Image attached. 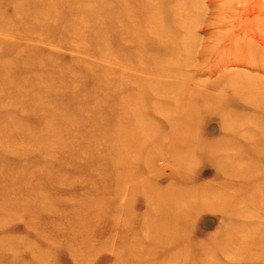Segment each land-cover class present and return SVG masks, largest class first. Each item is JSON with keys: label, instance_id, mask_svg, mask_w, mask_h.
<instances>
[{"label": "rangeland", "instance_id": "1", "mask_svg": "<svg viewBox=\"0 0 264 264\" xmlns=\"http://www.w3.org/2000/svg\"><path fill=\"white\" fill-rule=\"evenodd\" d=\"M201 2L0 0V264H264V0Z\"/></svg>", "mask_w": 264, "mask_h": 264}, {"label": "bare ground", "instance_id": "2", "mask_svg": "<svg viewBox=\"0 0 264 264\" xmlns=\"http://www.w3.org/2000/svg\"><path fill=\"white\" fill-rule=\"evenodd\" d=\"M126 1H129V0H126ZM134 1H139V2H147L149 3L146 4V5H137V7H142L144 8L145 10L149 11V12H144V14L142 13H138V19L140 20H150L151 23H159V21H161L162 23H168V22H171V23H175V22H178V23H181V22H189V20H197L199 19V16H198V12H197V0H171V2H173V4L169 7H167L166 9H162V12L159 11L161 9V5H164L166 0H161V2H156L154 0H134ZM153 1V2H152ZM201 1V0H199ZM211 1L213 0H204V2L206 4H209ZM242 1V0H240ZM204 2H201L204 4ZM202 4V5H203ZM163 7V6H162ZM249 7V6H248ZM219 10V9H218ZM240 10V9H239ZM89 12V11H88ZM242 12V11H241ZM209 13V12H207ZM216 14V13H215ZM248 14V13H247ZM91 15L95 16L96 13H91ZM207 15V14H206ZM205 15V16H206ZM220 15V14H219ZM208 16V15H207ZM214 16V15H213ZM261 17V16H260ZM260 17H258L260 19ZM210 18V17H209ZM212 18V17H211ZM210 18V19H211ZM202 19V18H201ZM200 19V20H201ZM207 19V18H206ZM215 19V18H214ZM255 19V18H254ZM203 20V19H202ZM255 22V21H254ZM183 24V23H182ZM256 25V24H255ZM257 29V28H256ZM264 30V29H263ZM227 31V30H226ZM228 32V31H227ZM263 32V31H262ZM252 34V32H251ZM242 35V34H241ZM259 35V34H258ZM234 36V35H233ZM256 37V36H254ZM173 36L170 35V37L168 36L167 37V40H160L158 43H155V44H158L156 46H159V48H156L154 46L153 50H151L149 52V57H153V58H156L157 56H165L166 53H164V51L167 52V41H170V43L172 44V48L175 49V52L177 53H180V55H182V52L186 50V47L185 48H182L181 47V44L184 42L185 43V40H181V39H177L176 36H174V39H172ZM263 38V37H262ZM183 39V38H182ZM257 40H258V37H257ZM260 40L261 37H260ZM152 41V40H150ZM264 41V40H263ZM260 42L263 46H264V42ZM154 45V44H153ZM143 48V47H142ZM147 48V47H146ZM264 48V47H263ZM169 50H172L171 48H168ZM149 50V49H148ZM250 53V52H249ZM186 54V52H185ZM170 55V54H168ZM252 55V54H251ZM250 55V56H251ZM149 58V59H150ZM154 60V59H153ZM152 61V60H151ZM228 62V61H227ZM41 63V62H40ZM45 63V62H43ZM170 64V63H169ZM231 67H237L240 65V62H232L230 61V64H229ZM38 66H41V65H38ZM241 66V65H240ZM228 67V64L224 63L220 68H218L216 71H218V73L220 72H224V70ZM215 72V71H214ZM240 71H235V72H228L229 73V76H224L223 77V82H220L219 85H216V88L218 90V92H227L229 90H237L238 92V96L240 97V99H246V97H242L243 93L245 95H248L250 94L251 96H255L257 97L256 99H258V101H256L254 99L253 102H250L254 105H256L257 107L259 105H261L258 109L260 111V113H258V115H263L264 116V102H260L261 101V97L260 95H263L264 96V90H260V89H256L255 86H251L249 85L248 83L244 82V79L241 80L240 77H238V73ZM217 73V74H218ZM230 73H234L236 75H234L232 78H230ZM226 79V80H225ZM252 83V82H251ZM260 83V82H259ZM264 83V82H263ZM262 84V83H261ZM251 86V88L249 87ZM260 86V84H259ZM264 87V85H263ZM244 88V89H243ZM251 89H254L253 91H250L248 92L249 90ZM257 90V91H256ZM233 99V97H232ZM231 99V100H232ZM247 102V101H245ZM248 122V121H247ZM253 123H248V126L247 128H249L250 130L253 131H256L257 132V128L254 127L252 125ZM256 125V124H255ZM258 125H260L258 123ZM262 127H259L260 129L258 130V133H261L260 136H264V123L262 122ZM168 126V125H167ZM165 128V127H164ZM256 157V156H255ZM117 166V165H116ZM145 186H142L140 189H144ZM151 191H154L153 188H151ZM181 192H184L183 194H187L189 192H187V190H184V191H179V192H174L171 194V196H174V199H176V197L178 196H183ZM179 199V198H178Z\"/></svg>", "mask_w": 264, "mask_h": 264}]
</instances>
